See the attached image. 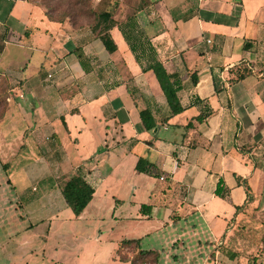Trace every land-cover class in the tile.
<instances>
[{
    "label": "crops",
    "instance_id": "obj_1",
    "mask_svg": "<svg viewBox=\"0 0 264 264\" xmlns=\"http://www.w3.org/2000/svg\"><path fill=\"white\" fill-rule=\"evenodd\" d=\"M94 3L113 13L93 28L51 20L29 0H0V78L9 87L0 164L12 182L0 192V227L12 218L24 240L44 225L32 238L74 256L50 264H131L117 256L126 239L158 264H246L249 255L264 264V0ZM120 28L134 36L138 61ZM104 29L113 52L99 38ZM154 59L175 80L177 114L147 69ZM45 150L32 185L30 163L16 156ZM73 174L94 192L79 215L63 218ZM7 226V237L18 232ZM92 238L105 239L102 252L83 250Z\"/></svg>",
    "mask_w": 264,
    "mask_h": 264
},
{
    "label": "rangeland",
    "instance_id": "obj_2",
    "mask_svg": "<svg viewBox=\"0 0 264 264\" xmlns=\"http://www.w3.org/2000/svg\"><path fill=\"white\" fill-rule=\"evenodd\" d=\"M37 3H42L44 6L48 7H54L55 8V14L58 15L62 12H73L72 8H77L80 5L78 2L80 0H33ZM82 1V0H81ZM84 2V0H83ZM85 6L82 7L85 11L88 8H94V0H85ZM74 6V7H72ZM76 12V9L74 10V13ZM75 18V17H74ZM89 18L83 19L82 17L78 18V23L82 22L83 20H87ZM91 19H89L90 21ZM8 95V90L6 86V82L3 79H0V120L1 116L7 109V105H5V97ZM8 104V102H7ZM25 157L23 158L22 155ZM48 151H24V152H18L16 157H22L23 160H25V163H30L29 166L26 168V171L24 173V176L29 180V182L32 185H35V181L43 176L41 173L42 167H39V164H37L34 160L35 157L41 155V156H48ZM35 162V163H34ZM2 168L0 164V192L3 190L9 191L11 190V184L12 182L8 181V185L4 182L7 173ZM4 171V172H3ZM24 176L22 174L19 175L20 180L24 179ZM1 177L3 179H1ZM7 179V178H6ZM55 179V178H54ZM63 176L56 178L55 180L62 183ZM54 180V181H55ZM55 181V182H56ZM64 182V181H63ZM29 190H31V186H29ZM56 206L61 209V206L63 203H61L60 200H56ZM70 211V208H68L66 205L61 210L60 216L63 218H66L68 216ZM9 221V223L12 225L13 229L18 231L17 233L13 234L11 237H7V233L9 231H12V229H8L7 224L4 225V227H0V264H50L49 258H74L73 255L68 253L66 250H58L54 248L55 246V240H53L51 243H48L47 245H44V242L38 237L32 238L33 235H39L41 233H44L45 226H39L34 230H29L28 236L26 239L23 240V237L21 236L24 231H21V228L16 226L15 221ZM15 231V232H16ZM118 227L113 229L114 237H117L119 235L118 233ZM86 232V230L84 231ZM89 234L88 232H86ZM102 241L94 240L92 238L88 243H83V250L91 251V252H102L103 250V243L105 239H101ZM24 241V242H23ZM70 242V241H69ZM67 244V242H66ZM73 244V242H70V246ZM143 247H146L145 244H143ZM204 248V247H203ZM207 249H201L200 253L201 255L206 254ZM144 252V253H143ZM140 252L135 249L134 244L123 246L121 250L117 253V256L121 259H127L131 261V264H158L156 258L153 254H146L145 251ZM262 249L258 248L255 252V254L261 253ZM198 255V254H197ZM199 256V255H198ZM248 256V255H247ZM247 263L246 264H255L252 263V258H258V257H251L249 255L247 257ZM201 262V260H200ZM224 264V263H223Z\"/></svg>",
    "mask_w": 264,
    "mask_h": 264
},
{
    "label": "trees",
    "instance_id": "obj_3",
    "mask_svg": "<svg viewBox=\"0 0 264 264\" xmlns=\"http://www.w3.org/2000/svg\"><path fill=\"white\" fill-rule=\"evenodd\" d=\"M33 3H36L38 5H41L45 9V14L54 21H59L62 22L65 19H68L73 25H76L78 23V18L82 17L83 19L89 18L92 21V27H99L101 26L106 19H108L112 13L113 10L110 9L107 12H102L99 10H96L95 8H88L86 11L82 9V7L85 6V0L79 1L78 3L80 4L77 8H72L73 12H62L58 15L55 14V8L54 7H48L42 5V3H37L33 0H29ZM78 1V0H77ZM74 7V6H72ZM76 9V12L74 13V10ZM75 17V18H74ZM87 19V20H89ZM132 23H129L128 26L130 28L132 27ZM124 39L128 43L131 51L135 54V59L138 61V55L136 54L137 51V45L134 44V36L130 33L127 32L124 28H120ZM129 31V30H128ZM99 38L101 42L103 43V46L105 49L109 52H113L115 50V44L113 42V39L111 38L109 32L107 29L100 30L99 32ZM148 50L150 52V56L152 52L154 53V50L151 46H148ZM147 69L152 70L157 82L159 83V86L166 98V101L168 103V106L170 108L171 114H177L182 111V107L179 103L178 97H177V87H175V80H173V76L169 75L163 65L157 61L156 59L153 60L152 64H150ZM1 79V78H0ZM7 86V84H6ZM7 90H9V87L7 86ZM8 97H9V91L8 95L5 97V101L8 102ZM7 102H4L5 105H8ZM4 115V113H3ZM1 116V118L3 117ZM140 117L142 121L143 128L146 130H150L151 128L154 127V122L151 118L150 112L148 110H142L140 111ZM63 121V120H62ZM64 122V121H63ZM142 162H144L143 159H139L135 168L138 171H145L146 170V165L144 162V165H142ZM247 189V188H246ZM221 186L220 183L217 185L215 189V194L216 195H221ZM247 194H248V190ZM93 188L82 178L81 175L79 174H73L71 177H69L65 183L63 184L62 188V194H63V199L65 201V204L68 208L71 209L74 215H79L83 209L86 207L88 202L91 200L93 196ZM148 207L147 205H143L142 208ZM141 208V209H142ZM134 244L135 249L137 251L143 252L139 248L138 240L134 239H126L122 240L119 249L117 250V253L119 250L122 249L123 246H128ZM144 253V252H143ZM146 254H153L155 257L154 252H145ZM120 258V257H119ZM156 258V257H155ZM121 259V258H120ZM122 260H127V259H122ZM157 260V258H156Z\"/></svg>",
    "mask_w": 264,
    "mask_h": 264
},
{
    "label": "built area",
    "instance_id": "obj_4",
    "mask_svg": "<svg viewBox=\"0 0 264 264\" xmlns=\"http://www.w3.org/2000/svg\"><path fill=\"white\" fill-rule=\"evenodd\" d=\"M48 77H52V74H48ZM162 179V177H160Z\"/></svg>",
    "mask_w": 264,
    "mask_h": 264
}]
</instances>
